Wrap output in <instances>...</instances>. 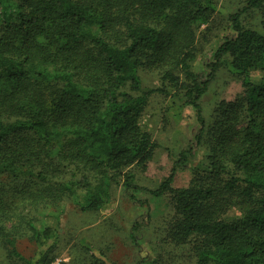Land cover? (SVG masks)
Here are the masks:
<instances>
[{
	"label": "trees",
	"instance_id": "16d2710c",
	"mask_svg": "<svg viewBox=\"0 0 264 264\" xmlns=\"http://www.w3.org/2000/svg\"><path fill=\"white\" fill-rule=\"evenodd\" d=\"M254 10L264 13V0H247L228 15L230 34L201 75L190 69L194 27L217 11L213 0H0V177L47 183L33 197L41 193L44 204L70 198L83 212L108 207L112 186L130 195L169 194L184 216V233L209 237L196 264H264V33L246 29L241 21ZM147 64L169 69L160 88L143 87L140 71ZM222 67L241 81L247 123L234 142L223 132L220 150H212L217 158L201 168L215 178L225 175L224 190L240 201L255 200L241 217L213 221L206 218L214 209L211 188L177 190L171 183L202 143L201 98ZM172 68L182 70L186 83ZM255 70H260L258 81ZM166 82L182 91L199 129L169 175L150 191L136 184L133 171L145 170L156 148L140 119L153 94L171 95ZM56 135L66 143L52 153ZM36 161L43 169L33 167ZM60 169L62 178L53 182ZM25 224L36 255L22 258L15 240L0 228L10 255L25 264H53L57 231L38 219ZM131 239L137 243L133 234ZM91 255L105 263L99 252Z\"/></svg>",
	"mask_w": 264,
	"mask_h": 264
},
{
	"label": "rangeland",
	"instance_id": "374dc122",
	"mask_svg": "<svg viewBox=\"0 0 264 264\" xmlns=\"http://www.w3.org/2000/svg\"><path fill=\"white\" fill-rule=\"evenodd\" d=\"M246 1L213 0L217 11L207 22L194 27L195 59L190 63L193 73H206L204 65L210 62L222 38L230 34L228 15L240 10ZM241 21L246 29L264 33L261 10L242 15ZM166 70H169L167 66L147 64L140 71L143 87L147 90L160 88ZM172 71L181 84L186 83L180 68H172ZM258 72L260 70L253 73L254 81L260 79ZM165 86L171 95L153 94L140 119L141 129L150 134L156 148L145 170L133 168V171L136 184L150 191L169 175L179 153L194 143L199 129L194 110L185 103L182 91L171 83L166 82ZM245 99L240 79L227 67L220 68L200 102L205 120L202 143L194 147V156L183 169L175 172L172 179L171 186L177 190L192 187L213 190L214 199L209 205H214L212 217H206L213 221L233 220L254 206L255 198L251 202H242L224 190L225 175L215 178L203 170L215 160L212 150H220L218 137L226 131L234 142L238 137L236 132L245 128ZM226 122H231L228 128ZM64 139V136L56 135L49 150L55 153L64 148ZM68 162L70 166L74 163ZM48 163L58 164L55 160ZM43 164L36 161L32 166L39 171ZM60 171L54 173L53 182L62 178L63 171ZM46 186L47 183L38 186L27 179L0 177V228L12 236L17 252L25 260L33 259L37 252L25 224L30 219H38L57 231L53 264H196L199 251L209 245L208 236L184 233V216L169 194L154 197L145 191H137L130 195L120 186H112L108 207L83 212L70 198L44 204L41 193ZM41 189L40 195L33 197ZM135 225L141 227L133 232ZM131 234L136 237V244ZM91 251L102 254L105 263L95 260ZM0 264H25L10 255L9 247L1 237Z\"/></svg>",
	"mask_w": 264,
	"mask_h": 264
}]
</instances>
